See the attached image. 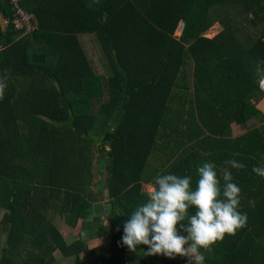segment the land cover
Instances as JSON below:
<instances>
[{
	"label": "trees",
	"instance_id": "trees-1",
	"mask_svg": "<svg viewBox=\"0 0 264 264\" xmlns=\"http://www.w3.org/2000/svg\"><path fill=\"white\" fill-rule=\"evenodd\" d=\"M18 5L37 28L20 35L0 25V75L8 70L0 100V264H52L54 251L78 262L96 251L86 242L103 236L109 251L98 264L144 263L146 246L130 252L121 243L124 222L147 199L143 185L152 189L158 174H175L191 176L195 188L206 162L223 185L220 169L229 159L245 166L231 171L247 225L202 250L203 264H264V178L252 172L264 165V119L250 102L263 95L264 0ZM0 14L9 17L8 0H0ZM214 24L221 30L206 35ZM82 35L95 36L107 76L96 71ZM255 116L256 127L231 138V124ZM104 133L96 149L89 135L101 140ZM94 153L96 163L105 160L102 171ZM55 216L70 228L79 223L71 243L52 224Z\"/></svg>",
	"mask_w": 264,
	"mask_h": 264
},
{
	"label": "clouds",
	"instance_id": "clouds-1",
	"mask_svg": "<svg viewBox=\"0 0 264 264\" xmlns=\"http://www.w3.org/2000/svg\"><path fill=\"white\" fill-rule=\"evenodd\" d=\"M7 81L5 69L0 75V100ZM244 167L234 159L225 160L220 169L221 185L216 165L206 162L196 169L195 188L191 176L158 174L146 201L137 205L124 222L121 243L130 252L146 246L145 256L181 257L186 264H203V251H210L226 234L234 236L247 225V213L239 210L241 188L233 181L231 171ZM252 172L264 178V165L254 166ZM255 204V200H249L250 207ZM193 208L195 213L190 214Z\"/></svg>",
	"mask_w": 264,
	"mask_h": 264
},
{
	"label": "rangeland",
	"instance_id": "rangeland-1",
	"mask_svg": "<svg viewBox=\"0 0 264 264\" xmlns=\"http://www.w3.org/2000/svg\"><path fill=\"white\" fill-rule=\"evenodd\" d=\"M1 27H3V26L1 25ZM178 35H179V33L175 30L174 36H178ZM208 35L210 36L209 33H208ZM82 36H84V35H82ZM82 36H79V39H82L81 43H82L84 50H85L87 56L89 57L90 61L92 63L93 62L95 63L96 71L98 72L99 75L107 76L109 74V72H108L109 69H108L107 63L105 61L104 55L102 54V52L100 50V45H99L98 41L96 40L95 36L85 35V36H93V38L91 37V39H86V38L83 39ZM263 97H264V94L263 95L258 94L255 98H252L253 107L255 109H256V107H255L256 102H259ZM93 106H94L93 109H95L97 104H94ZM263 108H264V106H263ZM249 120H248L247 128L253 127L255 125V120L253 117L250 118ZM97 157L98 156L96 155V153H94V164H93V166H95ZM103 178H104L103 172H100L99 174L94 173V177L92 180V182H93L92 190L96 189L95 188L96 182L102 181ZM143 189L146 192L151 191V187L148 184H144ZM100 191H101V193H100L101 198L106 200L105 191H104L103 187L100 189ZM106 208H107V206L105 207V209ZM104 215H105V212L103 211L101 213L102 223L107 224L108 221L104 218ZM77 231L78 230H76L75 232H73L71 234V239H74L75 234L78 233ZM99 248H100L99 253H95V254L93 253V254L89 255L88 257H83V259H80L81 262H83L85 260L89 264H98L104 257H106L108 254V251H109L108 238L103 239L101 247H99ZM158 256H161L162 258H164V261L162 263L159 262ZM73 261H74L73 259H65V261H61V262H65V264H73V263L74 264H81L79 261L77 263H75ZM104 264H111V262L110 263H104ZM137 264H139V262ZM141 264H186V259L181 258V257H176L175 259H169V258L164 257L163 255H157V256L152 255V256H147L145 259V262L141 263Z\"/></svg>",
	"mask_w": 264,
	"mask_h": 264
},
{
	"label": "crops",
	"instance_id": "crops-1",
	"mask_svg": "<svg viewBox=\"0 0 264 264\" xmlns=\"http://www.w3.org/2000/svg\"><path fill=\"white\" fill-rule=\"evenodd\" d=\"M220 30H221V27L218 24H214L212 26V28H210L207 31L206 35H208V33H209L210 36H212V35L216 34ZM82 37H83V39L84 38L91 39V37L93 38V36H85V35L82 36ZM80 40H82V39H80ZM250 102H251V104H253L252 103V99L250 100ZM263 106H264V97L259 102H256V104H255V107L257 109V113H259V115H261L263 117V119H264V108H263ZM253 118L255 120V125L253 127H256L260 123V121L256 118V116L253 117ZM247 126H248V121L245 123V125L231 124V126H230L231 138L237 137V136L241 135L242 133H244L245 131H247L248 129L253 128V127L247 128ZM52 224L57 229V231L59 232V234L61 235V237H62V239L64 240L65 243H71L73 240H75L77 238V236H78L77 233L75 234L74 239H71V234L73 232H75L76 230H79V223H77L75 228H70V227L66 226L63 223V220L59 216H55L52 219ZM103 239H105L104 236L88 240L86 242L88 248L89 249H96L94 254L95 253H99V249H100L99 247H101ZM4 246H5V233L3 232V229L0 227V253H1V250L4 248ZM53 257H54V261H53L52 264H65V262H61V261H65V259H73V258H70V257L64 258V257L60 256V254L57 251L53 252ZM146 257L147 256H145V259H146ZM158 258H159V262L162 263L164 261V258H162L161 256H158ZM80 259H83V257H80L79 260H78L81 264H89L85 260L83 262H81ZM73 262L77 263L75 260ZM11 264H21V262H16V263H11ZM26 264H39V263L38 262L37 263L27 262ZM40 264H45V263L41 262Z\"/></svg>",
	"mask_w": 264,
	"mask_h": 264
},
{
	"label": "built area",
	"instance_id": "built-area-1",
	"mask_svg": "<svg viewBox=\"0 0 264 264\" xmlns=\"http://www.w3.org/2000/svg\"><path fill=\"white\" fill-rule=\"evenodd\" d=\"M8 3L10 5V15L5 17L0 14V25L5 27L7 24H11L13 29L20 35L30 33L37 28L33 15L23 10L18 5V0H8ZM258 88L264 93V76L259 80Z\"/></svg>",
	"mask_w": 264,
	"mask_h": 264
},
{
	"label": "water",
	"instance_id": "water-1",
	"mask_svg": "<svg viewBox=\"0 0 264 264\" xmlns=\"http://www.w3.org/2000/svg\"><path fill=\"white\" fill-rule=\"evenodd\" d=\"M182 27H183V23L182 22H179L178 25H177V28H176V31L180 34V31L182 30ZM122 108H124V105H122ZM117 119H118V114H115L113 116V120L114 122H117ZM71 120L67 123V126H71ZM89 138L95 142V148L96 149H99L100 146H101V143L102 142H105L106 139H107V133H104L103 137L101 138V140L99 139V137L97 136H94V135H89ZM104 163H105V160L103 158H99L97 163H96V169L99 170V171H102L103 170V166H104ZM103 187V182H100L98 184V189L100 190L101 188Z\"/></svg>",
	"mask_w": 264,
	"mask_h": 264
}]
</instances>
